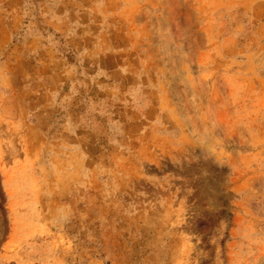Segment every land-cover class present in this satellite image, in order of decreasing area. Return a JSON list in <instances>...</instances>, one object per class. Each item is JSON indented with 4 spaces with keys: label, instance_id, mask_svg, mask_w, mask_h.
Masks as SVG:
<instances>
[{
    "label": "rangeland",
    "instance_id": "obj_1",
    "mask_svg": "<svg viewBox=\"0 0 264 264\" xmlns=\"http://www.w3.org/2000/svg\"><path fill=\"white\" fill-rule=\"evenodd\" d=\"M0 264H264V0H0Z\"/></svg>",
    "mask_w": 264,
    "mask_h": 264
}]
</instances>
